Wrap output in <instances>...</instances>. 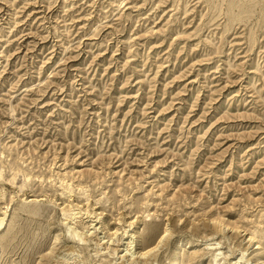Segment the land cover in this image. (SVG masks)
Wrapping results in <instances>:
<instances>
[{
  "label": "rangeland",
  "instance_id": "1",
  "mask_svg": "<svg viewBox=\"0 0 264 264\" xmlns=\"http://www.w3.org/2000/svg\"><path fill=\"white\" fill-rule=\"evenodd\" d=\"M0 218V264H262L264 0H0Z\"/></svg>",
  "mask_w": 264,
  "mask_h": 264
},
{
  "label": "bare ground",
  "instance_id": "2",
  "mask_svg": "<svg viewBox=\"0 0 264 264\" xmlns=\"http://www.w3.org/2000/svg\"><path fill=\"white\" fill-rule=\"evenodd\" d=\"M67 209H62V211H63V214L65 215V216H72V219H75L77 216V213H79V212H75V211H73V210H71V209H68V211H66ZM215 222H216V224L218 225H226V223L223 221V219H221V218H216L215 219ZM2 223H3V218H0V227H1V225H2ZM72 231H73V233H74V235L75 236H77L78 237V239H79V241H84V240H86L85 239V237L84 236H82V233L81 232H78V231H76V228H72ZM163 234H162V236L160 237V240L156 243V244H154V245H151V246H149L148 248H145V249H143V250H141V251H139V254H138V256H136V258L138 257V258H144L145 260L148 258V256H151V255H154L155 254V251H156V249L158 248V245L160 244V242H162V240H163V238L166 236V235H169V231L166 229V230H164L163 232H162ZM255 234H254V232L252 233V235H250V239H255ZM251 243V242H250ZM126 257H128L127 258V260H131V258L132 257H134L133 256V253L131 252L130 254H127V255H125V258ZM133 259V258H132ZM144 259H142V260H144ZM144 260V261H145ZM148 261V260H147ZM146 261V262H147ZM262 264H264V261L262 262Z\"/></svg>",
  "mask_w": 264,
  "mask_h": 264
}]
</instances>
